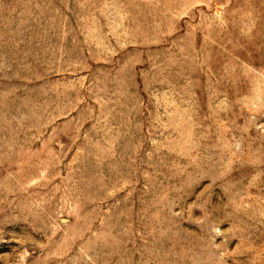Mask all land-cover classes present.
Returning <instances> with one entry per match:
<instances>
[{
  "label": "rangeland",
  "instance_id": "1",
  "mask_svg": "<svg viewBox=\"0 0 264 264\" xmlns=\"http://www.w3.org/2000/svg\"><path fill=\"white\" fill-rule=\"evenodd\" d=\"M0 264H264V0H0Z\"/></svg>",
  "mask_w": 264,
  "mask_h": 264
}]
</instances>
